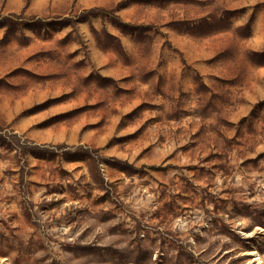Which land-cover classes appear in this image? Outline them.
Returning <instances> with one entry per match:
<instances>
[{"label": "rangeland", "instance_id": "obj_1", "mask_svg": "<svg viewBox=\"0 0 264 264\" xmlns=\"http://www.w3.org/2000/svg\"><path fill=\"white\" fill-rule=\"evenodd\" d=\"M0 264H264V0H0Z\"/></svg>", "mask_w": 264, "mask_h": 264}]
</instances>
